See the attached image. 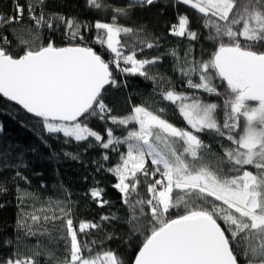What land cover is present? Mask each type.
Segmentation results:
<instances>
[{
    "label": "snow or ice",
    "instance_id": "snow-or-ice-1",
    "mask_svg": "<svg viewBox=\"0 0 264 264\" xmlns=\"http://www.w3.org/2000/svg\"><path fill=\"white\" fill-rule=\"evenodd\" d=\"M12 2V14L0 13V95L39 118L46 133L62 134L66 144L86 141L88 147L120 153V162L107 171L118 181L113 187L126 206L123 222L130 238L139 240L131 264H241L239 257L244 264H264V0H174L198 14L206 30L204 39L214 49L206 59L203 48L201 58L194 57L192 41L200 36L190 28L187 14H177L169 34L188 41L186 50L183 56L177 48L162 55L173 57L174 70L192 92H177L173 82L159 73L156 66L162 55L138 58L145 48L159 47V38L143 27L118 23L129 16L128 9L156 0H129L122 7L88 0L91 8L112 12L111 23L98 20L94 25L46 11L47 0ZM93 27L91 44L98 45L100 53L83 34ZM59 28L69 43L56 46L49 39L44 45L42 31ZM9 31L12 40L5 35ZM136 75L152 81L160 89L156 96L175 106L196 133L207 131L216 138L220 151L193 131L170 123L162 115L166 107L156 106L155 96L138 104L129 97V113L114 114L107 95L121 86L119 77ZM206 97H218L222 103ZM96 121L106 126V135L90 126ZM109 124L125 134L116 135ZM122 145L126 152H120ZM146 157L155 166L151 170L145 167ZM102 159L107 161L108 154ZM16 177L29 182L19 170ZM142 184L147 197L137 191ZM174 190H178L175 196ZM103 191L90 190L101 207L109 203L102 199ZM37 199L27 191L18 195L26 205L18 227L35 235L43 222L63 220L62 238L67 243L56 264H129L111 249L94 250L97 241L78 238V233L89 235L102 225L81 221L75 227L69 201L37 209ZM42 254L52 258L51 252L25 255L17 247L3 264H39L36 257Z\"/></svg>",
    "mask_w": 264,
    "mask_h": 264
},
{
    "label": "trees",
    "instance_id": "trees-1",
    "mask_svg": "<svg viewBox=\"0 0 264 264\" xmlns=\"http://www.w3.org/2000/svg\"><path fill=\"white\" fill-rule=\"evenodd\" d=\"M31 2V0H28ZM102 3H111L117 7L128 4L129 0H101ZM25 3V0H20ZM14 4L12 0H0V13L12 14ZM46 11L59 13L65 17H74L79 21L94 25L98 20L111 23L112 12L107 13L91 8L88 0H47ZM129 16L121 17L118 23L138 28L143 27L151 36L159 38V47L153 49L145 48L143 53L137 54L138 58L152 57L162 55L170 48H177L181 56L184 55L188 41L183 38H177L169 34L170 26L177 22V14H187L190 20V28L198 32L199 41H192L193 55L197 59L201 58V48L204 49L203 58H207L208 52L214 50L213 46L204 39L206 30L201 27L199 16L194 10L188 9L182 4H174V0H156L152 5L137 6L128 9ZM94 27L90 30H83V34L91 44V39L95 34ZM63 28L57 32H50L47 29L42 31V43L46 45L51 39L56 46H65L69 41L63 35ZM9 40L13 39L12 32H5ZM123 40V35L121 36ZM78 43V41H72ZM98 52L101 48L98 45L91 44ZM108 59V54H103ZM157 69L165 78L170 79L175 85L177 92H192L184 84L180 74L174 70L173 57L162 55V62ZM121 86L112 88L106 98L108 103L117 116H124L130 111L128 98L131 97L132 104H138L141 101L155 96L158 107H166V112L162 115L175 126L195 132L178 114L175 106L170 102L162 100L156 93L160 91L150 80H145L141 76H122L119 77ZM126 82V87H124ZM206 96V94H204ZM207 99L222 103L218 97H206ZM222 117V113H221ZM94 130L102 135L105 134V125L96 121L90 125ZM113 127L116 135L125 134L123 129L109 124ZM131 127V125H129ZM138 127V126H137ZM0 184H3L6 190L0 191V264L9 257H12L19 247L25 255H33L37 250L41 253H52V258L42 254L36 259L39 264H56L57 258H63L65 255L66 229L63 227V220H54L43 222L42 229L36 226L35 235H27L25 231L18 227V219L26 205L18 200V195L22 192L34 193L36 208L46 206L49 203L55 205L57 202L69 201L74 226L78 228L81 221L100 223L102 228L93 229L89 235L78 233V238L83 237L86 240L97 241L94 250L111 249L118 255L123 256L129 264L134 258L139 240L137 237L129 235V227L123 221L127 216L126 206L122 203L121 193L113 187L117 183L116 177L108 168L114 167L120 162L119 152L105 150L98 146L88 147L87 142L64 143L62 134L50 135L43 131L39 118L29 115L26 111L0 96ZM205 144H210L212 149L219 152V146L216 138L207 131L196 133ZM92 139V138H90ZM120 152H126V145L119 146ZM163 148V145H160ZM71 153L77 156L72 159L65 153ZM104 153H107L109 159H102ZM190 159V157L188 158ZM213 159H215L213 157ZM103 165V167H99ZM146 169H153L149 158L146 159ZM27 177L26 183L16 177V172ZM139 175V174H138ZM159 178V174H157ZM103 189L102 199L109 203L103 207L99 206L97 201L90 196L92 188ZM19 189V192H18ZM147 197L146 186L140 185L137 189ZM174 190L173 195H176ZM31 212V207H28ZM43 216L45 212H38ZM51 215V212H47ZM56 214L61 215L59 209ZM119 217L118 220L111 222L101 221V216ZM29 226L31 221H29ZM111 234L112 239H106V235ZM10 241V244H6ZM241 264H244L243 257H239Z\"/></svg>",
    "mask_w": 264,
    "mask_h": 264
},
{
    "label": "water",
    "instance_id": "water-1",
    "mask_svg": "<svg viewBox=\"0 0 264 264\" xmlns=\"http://www.w3.org/2000/svg\"><path fill=\"white\" fill-rule=\"evenodd\" d=\"M0 96H2V95H0ZM3 97V96H2ZM5 98V97H4ZM5 99H7V98H5ZM9 101V100H8ZM11 103H13V104H15V105H17L14 101H10ZM18 107H20L21 109H22V107L20 106V105H17ZM24 110V109H23ZM24 111H26V110H24ZM29 114V113H28ZM29 115H31L32 116V114H29Z\"/></svg>",
    "mask_w": 264,
    "mask_h": 264
},
{
    "label": "rangeland",
    "instance_id": "rangeland-1",
    "mask_svg": "<svg viewBox=\"0 0 264 264\" xmlns=\"http://www.w3.org/2000/svg\"><path fill=\"white\" fill-rule=\"evenodd\" d=\"M193 130H194V129H193ZM193 133L195 134V132H193ZM147 158H149V159L151 160V158H150V157H146V159H147Z\"/></svg>",
    "mask_w": 264,
    "mask_h": 264
},
{
    "label": "built area",
    "instance_id": "built-area-1",
    "mask_svg": "<svg viewBox=\"0 0 264 264\" xmlns=\"http://www.w3.org/2000/svg\"><path fill=\"white\" fill-rule=\"evenodd\" d=\"M58 30V29H57ZM57 32V31H56Z\"/></svg>",
    "mask_w": 264,
    "mask_h": 264
}]
</instances>
